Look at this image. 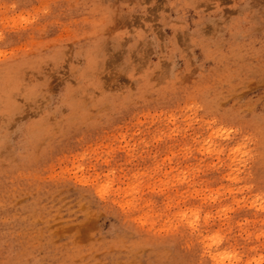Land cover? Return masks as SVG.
Masks as SVG:
<instances>
[{
    "label": "rangeland",
    "instance_id": "rangeland-1",
    "mask_svg": "<svg viewBox=\"0 0 264 264\" xmlns=\"http://www.w3.org/2000/svg\"><path fill=\"white\" fill-rule=\"evenodd\" d=\"M0 264H264V0H0Z\"/></svg>",
    "mask_w": 264,
    "mask_h": 264
}]
</instances>
